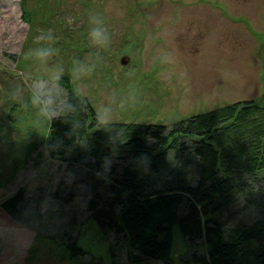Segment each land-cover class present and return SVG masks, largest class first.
<instances>
[{
  "label": "rangeland",
  "instance_id": "obj_1",
  "mask_svg": "<svg viewBox=\"0 0 264 264\" xmlns=\"http://www.w3.org/2000/svg\"><path fill=\"white\" fill-rule=\"evenodd\" d=\"M94 19L106 45L92 42ZM57 76L70 79L100 122L169 125L238 102L264 105V0H0V96L9 88L16 97L7 114L0 97V204L21 195L25 211L38 204L53 220L78 170L47 151L59 105L49 114L34 99L35 87ZM67 203L81 222L78 247L111 264L86 202ZM34 239L0 209V264H78L64 246ZM184 253L174 228L172 264Z\"/></svg>",
  "mask_w": 264,
  "mask_h": 264
},
{
  "label": "trees",
  "instance_id": "obj_2",
  "mask_svg": "<svg viewBox=\"0 0 264 264\" xmlns=\"http://www.w3.org/2000/svg\"><path fill=\"white\" fill-rule=\"evenodd\" d=\"M55 83L62 95L47 151L77 167L76 180L57 220L38 204L25 211L14 195L0 204L11 222L64 246L78 264H98L77 245L76 210L65 209L82 199L109 240L111 264H172L174 228L186 245L182 264H264V105L238 102L169 125L100 122L69 78ZM12 93L0 96L6 114Z\"/></svg>",
  "mask_w": 264,
  "mask_h": 264
},
{
  "label": "clouds",
  "instance_id": "obj_3",
  "mask_svg": "<svg viewBox=\"0 0 264 264\" xmlns=\"http://www.w3.org/2000/svg\"><path fill=\"white\" fill-rule=\"evenodd\" d=\"M93 22L96 26L92 27L89 33L92 39V42L97 45H106L109 40V37L106 35V30L101 26L100 21L94 19ZM48 54L49 53L47 51H43L41 53L42 56H46ZM59 79H60L59 76L55 77L54 82L50 88H48L47 85L44 83H41L35 87L34 99L37 103H41L39 99L41 96L46 97V99L41 104L42 110L45 113H51L52 112L51 109L53 105L56 104L57 101H60L62 92L55 83V81ZM61 103H63V101H61Z\"/></svg>",
  "mask_w": 264,
  "mask_h": 264
}]
</instances>
